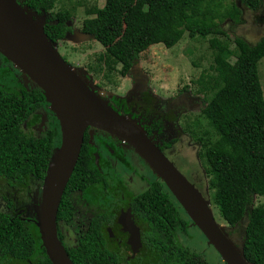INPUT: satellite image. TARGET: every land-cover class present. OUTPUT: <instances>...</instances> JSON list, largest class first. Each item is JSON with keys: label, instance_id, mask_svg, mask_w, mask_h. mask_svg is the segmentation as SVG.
I'll use <instances>...</instances> for the list:
<instances>
[{"label": "trees", "instance_id": "16d2710c", "mask_svg": "<svg viewBox=\"0 0 264 264\" xmlns=\"http://www.w3.org/2000/svg\"><path fill=\"white\" fill-rule=\"evenodd\" d=\"M55 1L20 0L30 11L46 13L43 31L52 42L66 39L69 26L65 20L70 18L75 4H80L74 0L70 1V6L52 11ZM259 2L103 0L100 6H85L84 11L89 16L81 20L82 30L92 33L105 48V53L99 54L97 60L105 66L107 77L118 65V72L125 73L148 45L159 42L170 47L184 34L190 39L203 40L212 35L207 38L210 62L192 82L204 103L200 115L205 117L215 138H210L209 131L196 130L194 140L199 146L197 154L206 164L212 201L228 225L242 223V233L238 232L237 236L244 258L252 264H264V205L252 204L254 195H264V98L257 68L258 60L264 55V35L253 43L235 35L231 40L233 46L220 35H226L223 20L228 18L236 23L240 20L241 7L256 9ZM230 56H234L233 61L229 60ZM42 97L36 89L22 90L20 95L0 91V175L7 184H25L29 174L38 179L44 174L55 128L34 137L19 127L20 121L42 102ZM169 144L164 142L159 148ZM92 158L84 135L59 200L57 221L70 219L71 190H87L98 179L104 187L108 186L92 165ZM171 197L157 178L143 192L130 198L132 201L128 204L139 227L141 246L137 255L123 264H205L177 240L176 230H184L187 222ZM113 218L114 214L103 212L87 217L75 242L65 246L73 264H121L123 255L118 245L107 243L112 238L105 226ZM37 243L36 229L26 228L17 216L0 212V261L28 260ZM40 252L42 257L35 260V264H51L42 246Z\"/></svg>", "mask_w": 264, "mask_h": 264}, {"label": "water", "instance_id": "95a60500", "mask_svg": "<svg viewBox=\"0 0 264 264\" xmlns=\"http://www.w3.org/2000/svg\"><path fill=\"white\" fill-rule=\"evenodd\" d=\"M42 14L27 9L20 0H0V52L32 79L54 111L59 137L51 148L40 183L34 223L40 245L51 264H73L56 232V212L65 184L77 159L83 132L96 127L124 139L148 163L175 201L218 253L224 264H252L220 226L201 191L141 130L135 121L103 101L78 71L59 53L43 31ZM79 32V31H78ZM91 34L65 32L81 41ZM138 65L136 61L134 63ZM128 232L132 250L139 246V229L126 213L119 219Z\"/></svg>", "mask_w": 264, "mask_h": 264}, {"label": "rangeland", "instance_id": "374dc122", "mask_svg": "<svg viewBox=\"0 0 264 264\" xmlns=\"http://www.w3.org/2000/svg\"><path fill=\"white\" fill-rule=\"evenodd\" d=\"M70 1L74 0H56L50 10L55 11L57 9H60L62 6H70ZM78 1H80V4H75L74 11L71 14L73 26H76L77 28L80 26L81 19L83 17L89 16L84 11L85 6H100L103 0ZM235 1L238 4V0ZM44 22L45 15L43 18V23ZM262 22H264V0H260L259 6L256 9L241 7L240 20L236 23H232V21L228 18L223 20L221 24H223L226 35H220V37L226 38L227 42H229V45L231 46H233V42L231 40L235 35L241 36L246 41L253 43L259 37L264 35V25L262 24ZM211 36L212 35H208L206 39L203 40L190 39L186 34H184L177 42H175L170 47H165L162 43L158 42L148 45L145 49L138 53L137 61L139 69L147 74V85L150 87L151 93L156 95L157 102L160 103L162 101H165L169 96L173 95L176 90H178L180 87H183L184 85L187 86L186 89L189 95H201L200 92H196V84H194L192 80L198 76L202 69H207V66L210 62V49L208 47L207 38ZM55 46L56 48H58L62 57L67 62H69L71 66L75 68L81 67L85 71V73L89 71L88 77L90 83H103L104 86L99 89V91L103 95L110 98V95H112V93H114L116 97H122L118 95L125 94L124 88L126 89L129 86V78L127 76L121 78L119 77V74L116 73L115 81H105L106 68L103 65L102 61L97 60V56L99 54L105 53V48L97 40L86 39L81 41H73L70 39H58V41L55 42ZM229 60L233 61L234 56H230ZM192 61H196L197 64L192 63ZM11 67L10 69H5L8 73L4 72L3 74H0V85L2 86V88L15 89L19 85L20 79H22V74L18 71V68ZM257 68L264 98V55L258 60ZM94 74H96V76ZM115 88H117L116 91L113 90ZM116 97L114 101L115 104H120V101L116 103ZM157 102L154 101V103ZM152 108L153 104L148 110L149 113H146L148 117L142 116L143 120L145 118H149L150 113L151 116L153 113H155L152 112ZM49 111V106L47 104H44L40 106V109L37 110L35 114L27 118L26 121L27 123L36 122L37 124H39L40 119L41 121L39 125L47 126L46 122H44L43 119L48 117ZM200 114L201 113L197 109L191 108L187 110L186 113L182 114L183 116H180L176 120V122H174L176 124L175 133L171 135L174 136V138L171 140L172 143L170 147L166 150V156L171 159L174 165L185 175L187 179L192 181L195 186L197 185L199 187V190L209 202L210 208L216 221L225 229L227 235L232 240L240 241V238L237 236V234L238 232L242 233V223L230 226L221 219L217 208L212 201V189L208 188L207 186L208 177L205 172L206 164L203 159L200 158V156L197 154L199 146L194 140V135L196 133V130H198V132L202 131L203 133L206 130L209 131L211 135L210 138L214 139L215 134L213 133V130L209 129L205 117ZM134 121L139 126H142L144 124L141 118H134ZM166 126L168 127L165 129L167 131L170 128V124L167 123ZM93 131V128L88 131L90 140H93ZM119 143L122 149L117 148V151H120L122 154L129 153L128 151H130L131 148L124 145L122 142ZM101 153L102 157L96 158L95 165L99 167V170L104 174L109 183H111V181L117 177H119L121 180L122 178L126 180L129 176L128 171H126L123 166L118 161H116L109 153H107L106 151H102ZM138 170L141 173L145 174L148 181L157 178L151 168L148 172L145 169L143 170L141 166H138ZM39 186L40 183H38V188ZM100 189L102 190L101 185L96 183L95 186H91L89 189H87V192L84 196H82V193L80 192L76 194L77 196L73 197V201L75 203L73 218L68 224L64 225L63 227V236L66 240V243L71 244L75 242L77 234L79 233L76 228V221L79 220V224L81 223V226L85 224L86 213L84 211L87 210L88 205H90L91 208L95 211L106 208L107 203L103 199H101L100 197L95 198ZM8 192L9 190H5V193L8 194ZM90 195H92L91 198H89ZM171 200L175 202L180 216L187 222L184 230H176L175 235L177 240L181 244L187 245L189 249L197 255V257L204 261L205 264H224L215 249L211 245L206 243V239L200 232V230L196 226L189 224L190 219L181 209L179 204L173 199V197H171ZM18 202H20L21 204L24 203V201L20 200H18ZM20 203L17 204L21 206ZM252 204L264 205V195H254L252 197ZM2 205H4L3 201L0 203V207H2ZM4 208L5 206H3V209ZM27 226L31 227V229L36 228L34 227V223L31 220L30 223L27 224ZM237 244L240 245L241 243L237 242ZM123 249L127 254L130 253L129 247L124 246ZM36 255L42 257L39 246H37L32 252V256ZM147 264L153 263L148 262Z\"/></svg>", "mask_w": 264, "mask_h": 264}, {"label": "flooded vegetation", "instance_id": "af4514ba", "mask_svg": "<svg viewBox=\"0 0 264 264\" xmlns=\"http://www.w3.org/2000/svg\"><path fill=\"white\" fill-rule=\"evenodd\" d=\"M88 15V14H87ZM84 18V17H83ZM82 18V19H83ZM81 19V20H82ZM55 21V19H54ZM65 24L69 26V29H66V32H72L75 30V33H84V34H91L92 36L89 39H94V36L92 33H89L87 31L82 30V24L80 22V26L77 28L76 26H73L72 17L70 15V18L65 20ZM264 25V22H262ZM79 31V32H78ZM61 39V38H59ZM58 41V40H57ZM58 50V48H57ZM59 51V50H58ZM60 53V52H59ZM61 55V53H60ZM62 56V55H61ZM136 62V61H135ZM133 62L127 69L125 73L118 72L119 65L117 67H113L111 70V74L107 77L105 75V81L113 82L116 80L115 74H119V77H128L129 78V86L128 88H124V95H118L122 97H116L114 93L110 95V98L103 95L99 89L102 88L103 83L96 84V83H90L89 82V71L85 73V71L80 67V71H78L79 75L82 77V79L85 81V83L93 89L96 94L102 98L107 104L111 105L115 110H117L119 113H123L125 116L131 118L134 120V118L138 119L141 118L144 124L140 126L141 130L159 147V145H162L164 142H169L170 144L168 146H164L162 152L167 155V149L170 147L172 143V139L174 136H171L175 133L176 120L183 116L182 114L186 113L187 110L191 108H195L198 111H200V108L204 106V103L201 100L200 96L195 95H189L187 93V89H184L183 87H180L178 90L175 91V93L171 96H169L165 101L157 102V97L150 91V87L147 85V74L139 69L138 65H135ZM138 62V61H137ZM16 67L12 62H10L1 52H0V74H3L4 72H7L5 69H10V67ZM17 68V67H16ZM18 71L22 74V79H20V83L15 89H5L2 88L0 85V91L5 90L7 92H16L18 95H20V92L22 90L24 91H31L33 89L38 90L41 93V89L39 86L36 85V83L30 79L27 75H25L20 69ZM8 73V72H7ZM114 91L117 90V88L113 89ZM42 94V93H41ZM115 97L116 103L121 102L120 104H115ZM156 101L157 103H154ZM114 102V103H113ZM48 103L45 101V99L42 97V102H40L39 105L35 106L19 123V127L22 132L25 134L39 137L46 133L47 130L51 128H55L56 135L53 139V143L57 144L58 137H59V131H58V124L57 119L54 114V111L49 107V115L48 117L44 118L43 121L46 122V125H39L36 122L34 123H27V118L32 116L37 112V110L40 109V106ZM153 104L152 112H155L152 114L150 113L149 118H145L143 120L142 116H147L146 113H149L148 110L150 106ZM157 104V105H156ZM49 106V105H48ZM148 117V116H147ZM170 124L169 130H165L168 128L166 124ZM175 124V125H174ZM93 128L94 129V136L93 140H90L88 131ZM38 134H34V133ZM110 134V135H109ZM86 136L87 144L91 150L92 153V165H95L96 158L102 157V151L109 153L116 161H118L123 168L128 171L129 176L126 180L122 178V180L117 177L114 178L111 183L107 180V178L104 176V174L99 170V167H97L98 171L103 175L105 178L108 186L104 187V184L101 180H97L93 183L92 187L96 185V183L101 185L102 190L98 192L97 196L95 198H101L103 199L107 204L105 209L100 210H94L91 208L90 205H88L87 210L84 211L86 213V219L88 216L94 215L95 213H108V214H114L113 221L105 226V229L108 231V235L112 240H109L107 243L108 245H118L120 249V253L123 255V260L121 264H123L125 261L129 259H133L134 256L137 255L138 251L140 250L141 242H140V233H139V246L136 248V250H132L131 244L127 242L128 239V232L123 229L119 219L122 218V215L126 213V215L132 219L133 223L135 224L133 214L131 212L130 205L128 204V201H132L131 199L138 195L139 193L143 192L150 183L155 180H147V177L145 174L141 173L138 170V166H141L142 169L150 171V166L148 163L135 151V149L128 144L124 139L119 138L118 136L108 133L107 131H104L102 129L96 128V127H86L83 136ZM82 136V139H83ZM111 140V141H109ZM92 141V142H91ZM119 142H122L124 145L131 148L129 153L122 154L120 151H117V148H121V145ZM82 143V142H81ZM53 144V145H54ZM52 145V146H53ZM51 146V148H52ZM119 146V147H117ZM105 149V151H104ZM114 160V161H115ZM171 160V159H170ZM120 173V172H119ZM121 174V173H120ZM139 174V176H138ZM121 176V175H120ZM27 183L25 184H7L4 176L0 175V203L3 201L2 207H0V212L7 213L8 215L17 216L19 219L23 221V224L26 228H31L27 226L28 223H30V220L34 223V219L37 213V204H38V198H39V190L40 186L38 188V183H41V179L32 177L30 174L27 176ZM43 177V176H42ZM138 177V178H137ZM157 179V178H156ZM117 184L118 186H116ZM38 188V189H37ZM89 189V188H88ZM5 190H9L8 194L5 193ZM82 193V196H84L87 192V190H71L69 192V196L71 199V205H72V213L70 216L69 221H65L63 219H56V232L58 237L61 239L64 246L70 245L66 243V240L63 236L64 234V225L68 224L72 218L74 213V207L75 203L73 201V197L77 196L76 194ZM86 197V196H85ZM92 195L89 196L91 198ZM93 198V199H95ZM131 198V199H130ZM20 201H24L23 204H21ZM100 200V199H99ZM17 203H20L18 205ZM27 205V206H26ZM3 206L5 208L3 209ZM27 208V209H26ZM86 222V220H85ZM77 230L80 232V230L83 228L81 226V223L79 224V220L76 221ZM137 225V224H135ZM34 227H36L34 223ZM82 227V228H81ZM138 227V225H137ZM37 228V227H36ZM35 228V229H36ZM139 229V227H138ZM37 230V229H36ZM113 230V231H112ZM38 232V230H37ZM79 234V233H78ZM39 236V235H38ZM36 245L39 246V249L41 247L40 245V239L39 243ZM35 245V248H36ZM124 246L129 247L130 253H126L123 249ZM34 248V249H35ZM44 250V249H43ZM30 258L28 260H22V261H9V260H1L0 264H35V260L40 258L38 255L32 256V254L29 256ZM32 259L34 260L32 262Z\"/></svg>", "mask_w": 264, "mask_h": 264}, {"label": "clouds", "instance_id": "9594fccd", "mask_svg": "<svg viewBox=\"0 0 264 264\" xmlns=\"http://www.w3.org/2000/svg\"><path fill=\"white\" fill-rule=\"evenodd\" d=\"M138 59V58H137ZM69 63V62H68ZM70 64V63H69ZM94 91V90H93ZM95 92V91H94ZM96 93V92H95ZM102 99V98H101ZM103 100V99H102ZM104 101V100H103ZM107 103V102H106ZM111 106V105H110ZM123 114V113H122ZM136 123V122H135ZM137 124V123H136ZM139 126V125H138ZM140 127V126H139ZM158 178V177H157ZM194 184V183H193Z\"/></svg>", "mask_w": 264, "mask_h": 264}, {"label": "bare ground", "instance_id": "6f19581e", "mask_svg": "<svg viewBox=\"0 0 264 264\" xmlns=\"http://www.w3.org/2000/svg\"><path fill=\"white\" fill-rule=\"evenodd\" d=\"M218 223V222H217ZM219 224V223H218ZM220 225V224H219Z\"/></svg>", "mask_w": 264, "mask_h": 264}]
</instances>
